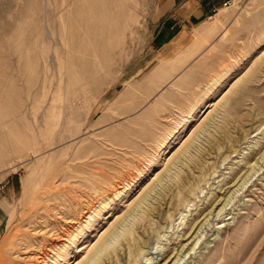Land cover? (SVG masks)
I'll use <instances>...</instances> for the list:
<instances>
[{
	"label": "rangeland",
	"instance_id": "374dc122",
	"mask_svg": "<svg viewBox=\"0 0 264 264\" xmlns=\"http://www.w3.org/2000/svg\"><path fill=\"white\" fill-rule=\"evenodd\" d=\"M156 9L0 0V264L82 263L123 217L104 264H264V0L170 62Z\"/></svg>",
	"mask_w": 264,
	"mask_h": 264
},
{
	"label": "crops",
	"instance_id": "0c3cea01",
	"mask_svg": "<svg viewBox=\"0 0 264 264\" xmlns=\"http://www.w3.org/2000/svg\"><path fill=\"white\" fill-rule=\"evenodd\" d=\"M235 0H155L160 27L153 44L154 56L170 62L187 54L198 27Z\"/></svg>",
	"mask_w": 264,
	"mask_h": 264
},
{
	"label": "bare ground",
	"instance_id": "6f19581e",
	"mask_svg": "<svg viewBox=\"0 0 264 264\" xmlns=\"http://www.w3.org/2000/svg\"><path fill=\"white\" fill-rule=\"evenodd\" d=\"M235 82H234V84H232L231 86V88L229 87V88H226V89H224V91L223 92H221V94L219 95V97L216 99V100H214V101H212V102H209L207 105H206V113L207 112H212V110H214V108L218 105V103H220L225 97H226V95L230 92V89H232V88H234L239 82H240V79H236V80H234ZM207 114H205L204 113V117L203 118H201L202 120L200 121V122H203L204 121V119L206 118L205 116H206ZM190 117L193 119L195 116L194 115H190ZM200 122H198V123H200ZM200 124H202V123H200ZM200 124L198 125V126H200ZM198 128V127H197ZM196 127L195 128H193V130L190 132V133H188L187 135H186V137L183 139V140H180V142H179V144H178V146H177V149L178 150H181L183 147H185V148H189L190 146L189 145H191V138L193 137V135H194V133L196 132V129H197ZM198 130V129H197ZM190 152V151H189ZM176 155V154H175ZM175 155L174 154H172V156H171V160L173 159V156L175 157ZM173 164V163H172ZM174 166V165H173ZM173 168V167H172ZM171 168V169H172ZM170 170V169H169ZM159 175V174H158ZM156 177H158V176H156ZM183 177V176H182ZM161 177L159 176L158 177V179H160ZM184 179V178H183ZM185 182V181H184ZM155 188H156V186L155 185H152V187H150V189H148V191L145 193V194H143L141 197H140V199H138V201L134 204V206L132 207V209H131V211L133 210V209H137V207L138 206H140V204L141 203H143L144 201H145V199L147 198V196L153 191V190H155ZM146 202V201H145ZM144 202V203H145ZM142 206V205H141ZM140 208V207H139ZM135 211V210H134ZM85 212V211H84ZM133 214V213H132ZM92 215V214H91ZM129 215L130 214H128V215H126L127 216V218L129 217ZM82 216V215H81ZM132 216V215H131ZM121 220V219H120ZM126 220V218L125 217H123L122 218V220L121 221H119L115 226L113 225V228H111V229H108L103 235H102V240L97 244V245H94L93 247H92V244H90L89 245V247L88 248H91V251L92 252H90V254L88 255V257L86 258V260L84 261V262H82V263H79V262H75V264H104V262L106 261V258L111 254V251H112V249L113 248H109L110 246H108V243H110V239H111V237H114L113 235H114V233H115V231H116V228H118V226L119 225H121V224H123L124 223V221ZM127 221V220H126ZM111 225V226H112ZM110 226V227H111ZM115 235H116V233H115ZM131 236V235H130ZM129 235L128 236H126V241L128 240V238L130 237ZM98 237V236H97ZM115 239V238H114ZM112 240V239H111ZM112 242V241H111ZM123 242V241H122ZM124 244V243H123ZM89 251H90V249H89ZM86 253V252H85ZM36 258V257H35Z\"/></svg>",
	"mask_w": 264,
	"mask_h": 264
},
{
	"label": "built area",
	"instance_id": "2783aa9c",
	"mask_svg": "<svg viewBox=\"0 0 264 264\" xmlns=\"http://www.w3.org/2000/svg\"><path fill=\"white\" fill-rule=\"evenodd\" d=\"M233 2H234V1L225 3V4H224V9H228L229 7H231V4H232Z\"/></svg>",
	"mask_w": 264,
	"mask_h": 264
}]
</instances>
